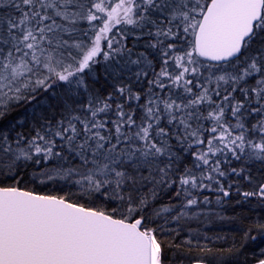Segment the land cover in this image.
<instances>
[{
	"label": "snow or ice",
	"instance_id": "obj_1",
	"mask_svg": "<svg viewBox=\"0 0 264 264\" xmlns=\"http://www.w3.org/2000/svg\"><path fill=\"white\" fill-rule=\"evenodd\" d=\"M0 264H264V0H0Z\"/></svg>",
	"mask_w": 264,
	"mask_h": 264
},
{
	"label": "trees",
	"instance_id": "obj_2",
	"mask_svg": "<svg viewBox=\"0 0 264 264\" xmlns=\"http://www.w3.org/2000/svg\"><path fill=\"white\" fill-rule=\"evenodd\" d=\"M227 215L232 216L236 213H233L231 210H229ZM211 232L212 233H219L222 236H227L228 240L224 242L225 246L227 243H231V239L233 236L236 237L237 240H239L240 236L242 235V232L240 231L242 228L246 227L245 224L240 223L239 221H217L215 224L211 225Z\"/></svg>",
	"mask_w": 264,
	"mask_h": 264
}]
</instances>
